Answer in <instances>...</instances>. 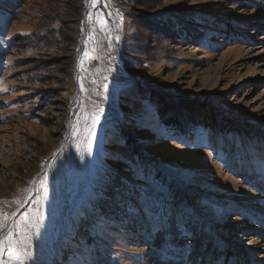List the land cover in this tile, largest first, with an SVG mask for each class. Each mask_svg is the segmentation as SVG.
Here are the masks:
<instances>
[{
    "label": "rangeland",
    "instance_id": "1",
    "mask_svg": "<svg viewBox=\"0 0 264 264\" xmlns=\"http://www.w3.org/2000/svg\"><path fill=\"white\" fill-rule=\"evenodd\" d=\"M76 1L0 0L3 264H264V0Z\"/></svg>",
    "mask_w": 264,
    "mask_h": 264
},
{
    "label": "trees",
    "instance_id": "2",
    "mask_svg": "<svg viewBox=\"0 0 264 264\" xmlns=\"http://www.w3.org/2000/svg\"><path fill=\"white\" fill-rule=\"evenodd\" d=\"M73 3V2H72ZM75 4L77 5V10L73 11V13L71 11H67L64 16H66L68 18V20H70V22L74 21L75 23H73L72 25H76V27L74 28V30L71 31V38H73V42H72V54L76 55V53H78V51L80 50V46H81V39L84 37L83 36V29H82V25H83V16H84V9L87 8L88 5V0H77L75 2ZM64 18V17H63ZM69 22V25H71V23ZM64 34L62 36V38L64 39ZM65 42V41H64ZM4 56L5 54H2L0 52V65H3L4 63ZM1 74V73H0ZM188 126H184L181 123L178 122H171L169 124V129L171 131H173V135L174 138L177 142H179L180 144H183L185 146H190V145H195V143L192 141L191 139V135H196L197 134V130L201 127H198L196 130H193V132H188ZM205 129H207V127H205ZM208 130V129H207ZM213 136L214 134L210 131L206 133V142L208 143V145H210V150L213 151L215 153V155H219V154H223L225 155L226 159L225 160H230L233 157L232 156H227V155H231L233 153L232 151V145L229 140L225 139V136H223L222 134L219 136L218 140H214L213 141ZM169 187H171L170 190H172V192L176 191V195L175 198L172 200H168L167 197L162 194V196H159V200L156 202L154 200V196L148 194V192H145L147 198L151 199V201L154 203V205L156 207H158L159 209V213L160 215H164V216H169V213L173 210V209H177V211L181 210V207H173L172 206V202H176L177 204H179L183 197H181V192H180V188L178 186V183L175 181L171 182V185H169ZM164 191L167 189L166 187L163 188ZM116 199V202L120 203V205L126 206L127 209L132 208L133 206L131 205V200H129L127 197H125L124 195H119V196H113ZM113 198V199H114ZM104 211H108L106 213L107 216L105 217H114L116 216V213L113 212H109V210H107V207ZM94 226H92L93 228ZM9 231V230H8ZM7 242H8V234H7ZM7 247H8V243H7ZM8 250V248H7ZM8 252V251H7ZM6 252V254H7Z\"/></svg>",
    "mask_w": 264,
    "mask_h": 264
},
{
    "label": "bare ground",
    "instance_id": "3",
    "mask_svg": "<svg viewBox=\"0 0 264 264\" xmlns=\"http://www.w3.org/2000/svg\"><path fill=\"white\" fill-rule=\"evenodd\" d=\"M111 68V67H110ZM109 68V69H110ZM114 71L115 69H110V71ZM112 71V72H113ZM35 185V184H34ZM36 187L35 186H33L32 187V191H31V198L33 197V196H35L36 194H35V189ZM62 223V222H61ZM10 226V225H9ZM7 234H8V230L7 231H5L4 233H3V236H2V238H0V261L2 260L3 261V258H4V256H5V252H6V236H7Z\"/></svg>",
    "mask_w": 264,
    "mask_h": 264
},
{
    "label": "snow or ice",
    "instance_id": "4",
    "mask_svg": "<svg viewBox=\"0 0 264 264\" xmlns=\"http://www.w3.org/2000/svg\"><path fill=\"white\" fill-rule=\"evenodd\" d=\"M6 219H7V217L4 216L3 213H0V226H3V223H4V221H5ZM7 251H8V253H9L10 256L15 257L16 259H19V254H18L17 252H15L14 249H12V248H8Z\"/></svg>",
    "mask_w": 264,
    "mask_h": 264
},
{
    "label": "water",
    "instance_id": "5",
    "mask_svg": "<svg viewBox=\"0 0 264 264\" xmlns=\"http://www.w3.org/2000/svg\"><path fill=\"white\" fill-rule=\"evenodd\" d=\"M36 185V184H35ZM34 185V186H35ZM22 211H20L19 213H17L16 215H15V217H14V219L13 220H15L18 216H19V214L21 213ZM12 224V222L10 223V225ZM0 264H3V261L1 260L0 261Z\"/></svg>",
    "mask_w": 264,
    "mask_h": 264
}]
</instances>
